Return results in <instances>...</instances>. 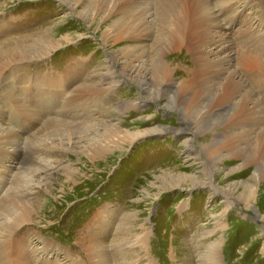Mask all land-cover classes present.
Returning <instances> with one entry per match:
<instances>
[{"label":"rangeland","instance_id":"rangeland-1","mask_svg":"<svg viewBox=\"0 0 264 264\" xmlns=\"http://www.w3.org/2000/svg\"><path fill=\"white\" fill-rule=\"evenodd\" d=\"M223 45L252 101L206 90ZM242 56L264 58V0H0V264H264Z\"/></svg>","mask_w":264,"mask_h":264},{"label":"bare ground","instance_id":"bare-ground-1","mask_svg":"<svg viewBox=\"0 0 264 264\" xmlns=\"http://www.w3.org/2000/svg\"><path fill=\"white\" fill-rule=\"evenodd\" d=\"M192 8V7H191ZM192 11H193V8H192ZM189 22V21H188ZM191 27V26H190ZM175 30L177 31H174L175 33L177 32L178 34V30L177 28H175ZM173 31V30H172ZM171 36H177V35H173L171 33ZM222 43H219L218 44V47L219 45H221ZM228 47L229 45H223L221 47V54H219L220 56H218V61L213 65L214 69L216 70L217 74H216V78L211 82L209 83L207 86H206V90L209 92L210 95H212V91L215 90L216 92L217 91H220L217 95H216V99L217 100H221L222 97H224V91H225V88L227 86L229 87H233L236 91V96H243L245 99L246 97H248V100L249 101H252L254 98H255V94H256V91L254 90V88L252 89H249L247 87V85L244 83V78L242 77V75H238V72L236 71H232L231 69H229V62H230V59H231V50H228ZM220 49V48H219ZM131 55L130 54H125V56H123L124 58H129ZM131 58V57H130ZM258 59L260 60V65L257 61L256 58L252 57V56H249V57H244L242 56V59H241V63L243 62V67L245 68V72L248 79H249V84H252L251 87H253V85H256L258 82H259V79L260 78V71L262 72V74L264 73V58L262 57H258ZM218 64H220L221 66H218ZM124 65V64H123ZM127 66V65H126ZM127 71V72H126ZM126 71H124V73H127V75H131L133 76L134 75V78L136 77V82L139 83V82H142L141 84H147V81L148 79L145 80V76L143 74H140V68L138 65H135V64H131V61L129 62L127 68H126ZM145 74V73H144ZM225 74V75H224ZM220 77H224L221 81L217 80V78ZM263 77V75H262ZM101 81L102 83L104 84L105 82L107 84H110V83H116L118 80L116 79V77H114L113 75H107V77H103L101 78ZM261 82V81H260ZM218 85V87L216 86ZM151 86V85H150ZM146 89V88H145ZM204 89V88H203ZM205 90V89H204ZM203 90V91H204ZM164 92V91H163ZM203 93V92H202ZM206 94V93H205ZM204 95V94H202ZM207 95V94H206ZM205 96V95H204ZM227 96V95H226ZM214 98V99H215ZM207 99V98H206ZM208 100V99H207ZM212 102V101H211ZM248 102V101H246ZM204 103V102H203ZM228 103H231V102H228ZM198 104V103H197ZM196 106V104L191 108V112H193V109L194 107ZM228 110L225 109L223 110V107L216 113V117H218V120L216 123H218L219 121H223L225 122L227 120V117H229V113H231L230 110L233 109V106H227ZM208 109V108H207ZM206 109V110H207ZM196 110V109H195ZM198 113V110H196ZM207 112V111H206ZM184 113V112H183ZM188 113V112H187ZM195 113V114H196ZM235 113H233L234 115ZM214 115L215 113H212V114H209L206 116L203 115V111L201 112L200 114V119L202 120V122H209V119H212L214 121H216V119L214 118ZM209 118V119H208ZM189 119V118H188ZM191 119V118H190ZM192 123H195L192 122ZM210 124V123H209ZM208 124V125H209ZM191 127L188 129V130H192V131H195V134H199V130L195 129V126H193V124H191ZM180 130H183V129H180ZM136 137V136H135ZM191 141V140H190ZM187 142V141H186ZM41 202V201H40ZM36 205H32L33 206V209H32V212L37 214L39 210H41V207H43V204L42 203H35Z\"/></svg>","mask_w":264,"mask_h":264}]
</instances>
